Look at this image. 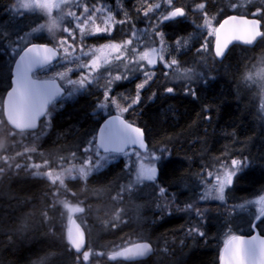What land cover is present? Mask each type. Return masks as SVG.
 <instances>
[{
	"label": "trees",
	"instance_id": "1",
	"mask_svg": "<svg viewBox=\"0 0 264 264\" xmlns=\"http://www.w3.org/2000/svg\"><path fill=\"white\" fill-rule=\"evenodd\" d=\"M14 2L0 0V28L13 33V40L16 30L21 28L19 16L12 9ZM200 2L206 3L209 16L215 17L217 24L229 14L244 15L259 6L254 3L238 11L224 8V0H179L190 9ZM139 6L135 0L134 9ZM121 13L123 16V10ZM146 21L144 18L143 26ZM202 24L199 12H190L187 20L169 22L164 27L167 43L192 34L197 25ZM120 28L127 31L130 26L118 25L107 39L126 38L128 32H121ZM37 37L34 41L39 43L52 41L49 35ZM207 40L213 58L209 54L211 60L205 65L206 69L203 66V79L196 78L191 85L195 95L185 94V89H180L185 81H171L158 72L154 81L142 90L141 104L135 111L125 114L126 119L135 121L145 130L149 149L158 152L167 149L156 181L138 185L125 193L123 200L113 201L120 185L131 180L125 172V159L121 158L92 174L87 181H66L70 190L66 196L57 193L59 199L63 197L74 203L77 199L71 193L75 192L78 200L83 201L85 213L81 216L96 231L94 235V232H87V245L94 252L105 253L94 257L92 264H219L226 229H235V234L240 235L251 232L250 223L243 222L244 218L249 219V206L240 205L264 192V122L254 89L244 81L243 75L253 60L260 53L264 54V40L252 48L232 45L222 60L215 57L211 38ZM11 59L9 52L0 54V96L5 94L10 83L8 64ZM178 60L187 64L199 58L188 51L180 54ZM133 82L135 80L130 81ZM120 86L123 84L117 85ZM168 86L176 89L175 94L164 91ZM93 88L98 90L95 96L84 91L62 109L57 105L58 110L45 135L39 140L29 137L22 141L28 146L35 144L37 152L43 156L33 154L31 161L27 157L17 158L20 163H42L43 159L51 161L68 156L97 132L104 116H100L96 108L101 91L97 86ZM128 95L134 93L129 89ZM16 151L23 149L14 148L9 155L15 156ZM225 156L245 157L249 161L244 174L236 178L228 191L227 204L199 199L202 169L213 170L218 166L217 158ZM160 186L167 189V197L162 198L158 193ZM53 191L55 189L46 178L32 176L26 171L0 178V264H33L49 254L52 255L47 264H78L77 254L67 243L60 204L53 205ZM166 199L171 203L166 206L169 210L162 213L158 205ZM189 203L206 209L203 219L185 210ZM45 210L48 219L42 216ZM118 210H123L122 222L114 219ZM234 222L237 226L231 227L230 223ZM197 223L205 236L188 234ZM226 224L229 227H225ZM257 229L264 234V224ZM140 237L152 243L154 253L150 257L132 262L108 259L113 250Z\"/></svg>",
	"mask_w": 264,
	"mask_h": 264
},
{
	"label": "snow or ice",
	"instance_id": "2",
	"mask_svg": "<svg viewBox=\"0 0 264 264\" xmlns=\"http://www.w3.org/2000/svg\"><path fill=\"white\" fill-rule=\"evenodd\" d=\"M137 2L140 5L136 8L137 17L142 12L145 20L149 21L145 29L136 28L127 9H123L124 18L117 19L108 3H101L100 0H17V4L13 6L17 16L22 19L31 15L44 22L40 23L36 19L23 34L15 33L14 40L13 33L0 28V44L3 45L0 54L9 52L12 57L8 64L10 83L5 94L0 96V178L9 173L18 175L20 171H26L50 182V186L55 189L52 193L53 205H62L68 213L70 226L67 243L77 254L78 264H92L94 257L105 253L94 252L86 245L85 231L73 218L74 214L85 213V207L81 206L83 201L78 200V194L71 193L77 199L76 203H72L68 199H59L57 193L66 196L70 191L66 181H87L92 174L106 169L117 156L127 158L125 172L129 176L135 172L136 178L134 182L130 180L127 184L120 185V191L112 197L113 201L123 200L125 193L144 181H156L158 170L166 160L167 149H160L158 153L149 149L145 130L135 121L126 119L125 114L135 111L141 104V92L154 81L158 65L165 69L161 75L171 80L187 81L185 94L195 95L191 87L196 82L195 70L182 69L175 57L165 55L169 48L165 25L181 19L187 20L190 12L201 13L203 24L197 25V28L201 31L206 29V35L214 37V55L221 59L234 42L253 45L258 38L264 40V5L256 7L251 13L230 15L218 27H214L215 17L210 18L204 2L195 3L191 9L179 3V0ZM246 2L252 3L253 0ZM231 7L235 9L237 4L233 3ZM118 25L130 26L126 38L120 41L112 38L98 46L87 43L89 37H112ZM120 31L125 32L126 29L120 28ZM45 32L52 37L50 43L34 42L39 38L34 34ZM183 43V38L178 39L173 50ZM198 51L208 52L209 41L205 40ZM167 70H171V76ZM72 74L77 78L73 79ZM137 74L143 79L136 83L134 96L114 93L113 85L135 79ZM41 76L48 78L41 79ZM256 76L264 77V69L257 72ZM101 79L106 81L104 85H99ZM245 79L251 81L254 77L247 75ZM93 86L99 87L102 93L97 108L108 111V116L98 131L68 156H60L51 161L43 159L42 163H20L17 158L27 157L31 161L33 154L43 156L37 152L35 144L28 146L22 141L29 137L39 140L45 135L57 101L65 97L73 98ZM164 91L175 94L176 89L168 86ZM154 97L155 93L152 98ZM260 107L264 109V103ZM14 148H22L23 151H16L15 156L9 155ZM217 164L218 167L211 171L206 167L202 169L200 182L204 185V191L199 199L220 201L226 205L228 191L236 178L244 174L249 161L245 157L225 156L223 159L217 158ZM157 191L162 198L167 197L165 187L160 186ZM257 195L258 200L248 202L260 205L259 212L253 218L256 223L250 225L253 230L264 224V195ZM170 203L166 199L165 203L158 205L162 213ZM185 210L194 212L201 219L206 212V209H201L194 203L187 204ZM122 215L123 210H118L114 219L122 222ZM42 216L48 219L47 210ZM77 218L83 223V216ZM23 227L26 228L27 225ZM225 227L229 225L226 224ZM188 234L205 236L199 223L193 224ZM152 252V243L140 237L136 241L129 240L125 246L109 254L108 259L134 261ZM51 255L42 257L33 264H47ZM219 261L220 264H264V237L260 234L250 237L237 235L229 228Z\"/></svg>",
	"mask_w": 264,
	"mask_h": 264
},
{
	"label": "rangeland",
	"instance_id": "3",
	"mask_svg": "<svg viewBox=\"0 0 264 264\" xmlns=\"http://www.w3.org/2000/svg\"><path fill=\"white\" fill-rule=\"evenodd\" d=\"M113 2H112V4H110L109 2H107V0H100V2L101 3H104V2H107L108 3V5H109V7H111L112 9H113V14L116 16V18L117 19H122V18H124L121 14V11H122V8H123V3L121 4L120 3V0H112ZM86 2H87V0H86ZM93 2H95V0H93ZM233 3H236L237 4V8H232L231 7V5L233 4ZM254 3H256V4H258L259 6L261 5V4H264V0H253V2L252 3H247L246 2V0H224V8H228L227 10H238V11H241V10H245V9H247V7L249 6V5H252V4H254ZM15 4H17V0H15V2H14V5ZM13 5V6H14ZM12 9L14 10V13H16L15 12V9H14V7H12ZM82 10V9H81ZM17 15V14H16ZM211 18V17H210ZM18 19H19V24H20V27L21 28H19L18 30H20L19 31V33L20 34H23V32H24V30L28 27V26H30V25H33L34 23H35V20L36 19H39V18H36V17H33V16H31V15H28V16H25V17H23L22 19L20 18V17H18ZM143 20H144V17H143ZM39 22L40 23H43L44 22V20L43 19H39ZM149 23V21H146V25L145 26H142V27H140L139 29H145L146 28V26H147V24ZM216 25H217V22L215 21V19L213 20V26L214 27H216ZM128 27V25H126V28ZM18 30H16V32L18 31ZM116 30V29H115ZM114 30V31H115ZM113 31V32H114ZM15 32V33H16ZM127 32V31H126ZM206 32H207V30L206 29H204L203 31H201V30H198V28L197 29H195L193 32H192V34H189V35H185V36H181L180 38H178V39H181V38H183V40H184V43L179 47V48H176L175 50H173V48H174V46H175V44H176V41L178 40V39H173V43H171V44H169L168 43V45H169V48H168V52H166L165 53V55L166 56H168L169 58H171V57H175L177 60H178V56L180 55V54H183V53H188V51L191 53H193L195 56H197L198 58H199V60L198 61H196V62H194V63H192V61L190 62V63H187V64H184L183 62H180L179 60V65L181 66V68L183 69V68H188V69H194L195 70V77H194V79H203V77H204V70H203V66H204V69H206V64H208L209 62H208V60H211L210 59V52H211V49L209 48V51L208 52H200V51H198V49H200L201 48V45L205 42V40H207L209 37L206 35ZM36 37L37 36H40V35H46V36H48L49 34L48 33H43V34H34ZM57 35H60L59 33L57 34ZM50 36V35H49ZM100 37H104L105 39H104V41H99V38ZM16 37H14V39H15ZM108 38V36H106V35H100V36H96V37H89L88 38V40H87V43L88 44H90V45H100V44H104V43H106V42H108L109 40L107 39ZM211 38V42H213V37H210ZM264 48V47H263ZM263 53V52H262ZM262 53H260V55L256 58V59H254L253 60V62L249 65V67L245 70V72H244V75H243V78H244V81L245 82H247L250 86H252L253 87V89H254V92H255V96H256V99H257V101H258V107H259V113H260V115H261V118H262V121L264 122V109H261V107H260V105L262 104V103H264V77H258V76H256V73L257 72H259L260 70H262V69H264V54H262ZM210 54V55H209ZM212 56V55H211ZM212 58H213V56H212ZM206 61V62H205ZM201 68V69H200ZM165 71V69L162 67V66H160V65H158L157 66V74H158V72L159 73H161V72H164ZM167 71H169V76H171V70H167ZM247 75H251L252 77H254V79L253 80H251V81H247L246 79H245V77L247 76ZM157 76V75H156ZM41 77H47V76H41ZM72 78L73 79H75V78H77L76 77V75L75 74H72ZM156 78V77H155ZM142 79H143V77L142 76H140L139 74H137V76H136V78L135 79H131V80H135V82H133V89L135 90V88L134 87H136V83H138V82H141L142 81ZM131 80H126V81H123V82H118V83H116L115 85H113V91H114V93H116L117 95H120V94H124L125 95V93H126V95H128V93H129V90H127V91H125V89H124V87L126 86V82L127 81H131ZM171 80V79H170ZM172 81V80H171ZM173 81H176V80H173ZM181 81H185V80H181ZM106 83V81L105 80H103V79H101L100 81H99V85H104ZM187 81H185L183 84H185V85H183V86H181L180 87V89H185V87H186V85H187ZM119 84L121 85V84H123V86L121 87H117V85L119 86ZM174 84H180V83H174ZM130 89V88H129ZM99 90L101 91V89L99 88ZM120 92V93H119ZM134 93V95H135V91L133 92ZM133 95V96H134ZM76 97V96H75ZM74 98V97H73ZM73 98H64L62 101L63 102H66V101H69V100H71L72 101V99ZM101 99H102V93H101ZM122 103H123V101H122ZM96 108H97V106H96ZM97 113L101 116V115H103V116H106V115H108V111H105V110H99L98 108H97ZM113 114H115L114 112H113ZM49 130V127L46 129V132ZM19 139V138H18ZM157 153H158V151H156ZM125 159V160H127V158L126 157H120V156H117V158H116V160H114V161H112L111 163H113V162H116V161H118L119 159ZM110 163V164H111ZM129 163H131V161H129ZM137 167H138V164H137ZM218 167V166H217ZM130 178H131V180L134 182L135 181V172H133L132 174H131V176H130ZM152 182H154V181H144L142 184H139V185H143V186H145V185H150V184H152ZM198 188L200 189V195H201V193L204 191V185L200 182V180H199V182H198ZM261 195H264V192L263 193H261ZM62 197V196H61ZM63 199H65V198H61V200H63ZM259 199V196H256V197H254L253 199H251V201H255V200H258ZM212 201H215V200H212ZM218 202H220V201H218ZM249 201H247L246 203H242V205H247V206H249V209H248V217H249V219H243V222H244V224H247L248 222L250 223L249 225H251V223H252V221L254 220L253 218H254V216L259 212V209H260V205L259 204H255V203H253V204H249L248 203ZM74 203H76V202H74ZM83 205V204H82ZM81 205V206H82ZM60 210H61V212H62V217H63V219H64V225H65V228H66V231H65V235L67 236V231H68V225H69V221H68V213H67V211L62 207V205H60ZM169 210V208L168 207H166V211H168ZM83 223H85V224H83V227L86 229V231L88 232H90V233H93L94 232V228L92 227H90V225H89V223L87 224L85 221H84V219H83ZM238 223H241V220H239L238 221ZM231 225V227H236L237 225L235 224V222L234 223H230ZM249 225H246V226H249ZM249 228H250V226H249ZM248 228V229H249ZM247 229V230H248ZM231 231L235 234L236 232H235V229H231ZM96 232V231H95ZM95 232L93 233V235L95 234ZM229 232V228L228 229H226V234ZM226 234H225V236L223 237V241L226 239ZM113 251H115V250H113ZM112 251V252H113Z\"/></svg>",
	"mask_w": 264,
	"mask_h": 264
},
{
	"label": "flooded vegetation",
	"instance_id": "4",
	"mask_svg": "<svg viewBox=\"0 0 264 264\" xmlns=\"http://www.w3.org/2000/svg\"><path fill=\"white\" fill-rule=\"evenodd\" d=\"M107 2H109L110 4H112V0H107ZM134 3H135V0H123V8H122V10L123 9H127L128 11H129V14L132 16V18H133V22L134 23H136L137 25H136V28L137 29H139L140 27H142L143 26V23H144V20H143V14H142V12L140 13V15H139V17H137V14H136V9H134ZM136 18H137V20H136ZM226 18V17H225ZM225 18H223L222 20H224ZM134 19H135V21H134ZM101 39H105L104 37H100L99 38V40H101ZM43 78H48V77H41V79H43ZM133 83H130L129 81H127L126 82V86L124 87V89H125V91H127V90H129V88H130V91L133 93L134 92V89H133V85H132ZM93 87H95V86H93ZM93 87H90V88H88V90L87 91H90L91 93H92V95H96V91H98L97 89H95V88H93ZM100 91V90H99ZM81 94V93H80ZM80 94H78L76 97H74L73 99H72V101L74 100V99H76ZM63 100V99H62ZM57 101V103H56V106H55V108H54V110H53V115H52V117H51V119H50V122H51V124H52V118H53V116H54V114H55V112L58 110L57 109V105L59 106V108L60 109H62L64 106H65V104H67L68 102H71V100H69V101H66V102H63V101ZM95 103H96V100H95ZM94 113H95V111H94ZM113 114V113H112ZM106 116H108V115H106ZM106 116H104V118L106 117ZM93 118L95 119V117L93 116ZM103 118V119H104ZM103 119L101 120V122L103 121ZM100 122V123H101ZM100 125V124H99ZM99 127V126H98ZM82 214H79V213H77V214H74V216L73 217H75L77 220H78V222L83 226V224H85V223H81V220L80 219H78L77 217H80ZM84 219V221L86 222L87 221V219H85V218H83ZM85 229V228H84ZM86 231V230H85ZM86 235H87V231H86ZM130 262H132V261H130Z\"/></svg>",
	"mask_w": 264,
	"mask_h": 264
},
{
	"label": "water",
	"instance_id": "5",
	"mask_svg": "<svg viewBox=\"0 0 264 264\" xmlns=\"http://www.w3.org/2000/svg\"><path fill=\"white\" fill-rule=\"evenodd\" d=\"M249 18H252V17H249ZM225 19H227V17L225 18ZM223 22V21H222ZM221 22V23H222ZM219 26V25H218ZM217 26V27H218ZM260 39L258 38V40H257V42H254V44L253 45H244L243 43H241V42H234L232 45H234V44H239V45H242V46H246V47H249V48H252V47H254L257 43H258V41H259ZM36 43H38V42H36ZM214 43H215V40L213 41V51H214ZM232 45H230L229 46V48L232 46ZM229 50V49H228ZM228 50H227V52H228ZM227 52H226V54H227ZM218 59H220L221 60V58H218ZM223 59V58H222ZM107 117H105L104 119H103V121L100 123V125H99V127H98V129L103 125V123H104V120L106 119ZM98 131V130H97ZM146 139V138H145ZM147 143V142H146ZM158 176V175H157ZM74 219H76L75 217H73ZM76 222L78 223V224H80L77 220H76ZM253 223H256V221L254 220L253 221ZM69 226L70 225H68V228H69ZM81 227H82V225H81ZM82 229L84 230V228L82 227ZM85 231V230H84ZM256 234H260L259 232H258V230L257 229H255V230H253L252 229V231H251V233L250 234H248V235H244L245 237H250L251 235H256ZM262 237H264V234L262 235V234H260ZM85 243H86V245H87V238H86V233H85ZM71 247V246H70ZM153 247V246H152ZM73 251H74V249H72ZM119 250V249H118ZM117 251V250H116ZM75 252V251H74ZM154 253V248H153V252L151 253V254H149L148 256H146V257H142V258H137L136 260H134V261H138V260H144V259H147L148 257H150L152 254ZM111 254V253H110ZM110 260V259H109ZM117 260H122V261H126V260H124L123 258H117ZM111 261H115V260H111ZM127 262H130V261H127ZM219 264H220V261H219Z\"/></svg>",
	"mask_w": 264,
	"mask_h": 264
}]
</instances>
